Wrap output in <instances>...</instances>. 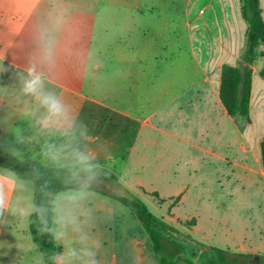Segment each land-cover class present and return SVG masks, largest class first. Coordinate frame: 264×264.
<instances>
[{"label":"crops","instance_id":"obj_1","mask_svg":"<svg viewBox=\"0 0 264 264\" xmlns=\"http://www.w3.org/2000/svg\"><path fill=\"white\" fill-rule=\"evenodd\" d=\"M39 3L42 4L44 11H40L45 14L44 17L59 22L58 25L43 24L44 17H40V12H38ZM76 3L77 5L72 7ZM149 4L148 0H34L28 2L24 9L23 0H0V145H4L6 140L12 139L8 134L11 130L20 129L25 142L18 147L24 153L25 159L38 161L45 166L39 153L46 137L39 134L37 127L34 126L35 119L43 110L37 111L32 98L22 93L20 77L26 74L25 68L29 59L35 58L39 54V43L46 40L51 43L55 61L54 70L48 74L46 88L56 92L70 106L75 119L78 142L81 147L86 146L94 154L97 162L101 165V170L113 175L126 186L142 187L158 193L157 188L154 187L156 183L154 176L151 178L149 173L153 172V174L159 175L168 168L176 173L179 166L176 154L182 152L183 145L189 146L190 154L195 157L197 162H199L200 156L213 159L214 156L207 151L200 154L199 140L207 133L211 137L218 134V124H215V118H212L216 111L220 113L221 110H224L218 98L222 65L245 66L241 63V55L246 45L247 24L244 20L242 28L225 25L215 27L213 33L207 31L208 38L205 43L201 38L203 33L200 34L201 37L197 34L195 43L192 32L190 58L185 61L180 59L179 55L173 54V51L179 46L176 43L155 42L157 39L154 32L159 25H162L161 21H152L151 19L145 21V18L143 19V31L149 32L150 40L154 39L155 41L149 40L150 42H146L138 52L131 46L133 44L131 40H128L127 46L123 48L126 51L127 59L119 58L116 49L109 48L105 44L98 45L97 61L87 58L80 60L79 57H76L79 55L81 46L80 43L72 42L73 35L78 33L75 26L78 22L73 24L82 14L86 18H90L96 17L98 12V41H103L105 32L100 29H106L107 26L114 29L117 25L112 18H109L111 16H108V11L109 9L111 12L115 9L118 10L122 17L127 19L126 29L124 21L122 27L130 39V36L135 32L133 28L137 23L136 16L141 15V7L144 8ZM233 5L240 12V0H218L217 8L218 11L226 13L227 10L234 7ZM259 5L263 17L264 6L261 0H259ZM204 10H201L199 16L203 15ZM156 17L160 18L159 15ZM173 30L175 33V26ZM50 35H53V38ZM166 50L169 53L162 54V51ZM256 54L258 56L264 54V45L258 46ZM177 58L178 61H176ZM179 64H185L187 80L184 81L183 77L177 74V69H173L167 75L163 88H160L156 83L152 86L155 87L153 93H151L152 87L145 90L144 102L147 106L148 102L153 103L154 108H157L155 113L145 118L120 114L119 111L111 110L103 103L98 102L97 104L92 96L85 93L83 89L73 88L70 85L72 79L84 80L86 72L82 67L85 65L98 66V69L122 65L132 67L170 66L172 69L173 66ZM72 67L74 68L71 69ZM154 74H156L155 69L146 71L142 77L144 83L156 82L151 77ZM255 77L261 78L258 72L253 69L249 113L253 98L258 94L264 96V87H260L259 92L254 90ZM260 80V82L264 81L263 78ZM209 93L212 95L211 99L207 98ZM98 96H100L99 91ZM159 98L161 101L158 100ZM187 108L198 110L199 115L195 122L198 126L202 125L204 131L200 137L197 136L190 140L168 132L170 128L168 122L159 120L162 116L171 113L172 110L180 113ZM261 112L262 120L259 124H254L252 132H255L258 137L255 154L259 159V170L264 174L260 150L264 136V110ZM30 113H35V115H30ZM157 113L158 116H155ZM153 119L156 121L153 122ZM51 140L57 144L65 142V138L58 134L51 137ZM120 158L121 162H119ZM118 163L121 164L117 166ZM150 164L153 166L150 167ZM198 164L200 165V163ZM9 172L0 168V175H7ZM209 175L213 177L212 174ZM19 181L22 186L8 193V208L3 215H0V264H45L42 256L38 255L39 252L30 237V215L20 216L11 211L12 208L27 207L29 203H33L32 183L21 179ZM182 191L183 188L176 195H183ZM66 192L58 193L54 197L53 205L58 207L61 212L71 209L77 217L80 231H73L70 226L61 241L54 240L55 245L60 248L56 256L65 253L70 249V246L78 251L84 247H90L96 251L95 259L97 261L99 252L106 259L107 264H135L136 253L143 252L141 250L142 227L139 225L140 223H137L136 217L132 214L135 218L128 219L124 212L122 214L118 212L120 208H124L123 206L113 203L116 201L110 198L109 200L104 199L108 197L93 191H90L87 198L77 206H73L63 199H57L60 194ZM234 192L247 195L242 193L241 189L231 191L230 199ZM249 192L254 194L252 191ZM256 197L258 205L259 197L258 195ZM111 206L118 211L114 212L110 208ZM58 214L59 212L53 211V220ZM200 223L199 217L197 225L200 226ZM262 224H264V218L258 223L256 231ZM256 231L246 230L238 241H241L244 236H250V239L255 240ZM230 234H232L231 227L228 235L230 236ZM81 237L85 239L82 240ZM147 253L149 252L147 251ZM258 258L262 261L264 256ZM138 260L143 261V256L139 255ZM55 263L57 264L56 259ZM71 264H82V261L72 260Z\"/></svg>","mask_w":264,"mask_h":264},{"label":"rangeland","instance_id":"obj_2","mask_svg":"<svg viewBox=\"0 0 264 264\" xmlns=\"http://www.w3.org/2000/svg\"><path fill=\"white\" fill-rule=\"evenodd\" d=\"M30 1L34 0H23L24 9ZM148 1L150 4L145 5L144 8L141 7V15L136 16L137 23L133 28L135 32L130 36V39L125 33L127 19L122 17L118 10L115 9L111 12L109 9L108 11V16H111L109 18H112L117 25L114 29H111L110 26H107L106 29H100V31L105 32L103 41H98V12L96 17L90 18H86L82 14L73 24L78 22L75 25L78 33L73 35L72 42L80 43L81 46L79 55L76 57H79L80 60L87 58L97 61L98 45L105 44L109 48L116 49L119 58L127 59L126 51L123 48L127 46L128 40H131L133 43L131 46L138 52L146 42H153L154 40H150L149 32L143 31L144 18L145 21L150 19L161 21L162 25L155 29L154 33L157 40L154 41L179 45L173 54L179 55L183 61L190 58L192 32L195 43L197 42V34L201 37L200 34L202 33L201 38L205 43L208 38L206 32L213 33L215 27L227 25L242 28L243 25L241 14L234 5L231 10L222 13L217 8L218 0ZM261 3L264 6V0H261ZM76 5L77 3L73 4L72 7ZM42 8V4L39 3L40 17L45 16L40 11L43 10ZM202 9H205L204 13L199 16ZM157 15L160 18L156 17ZM262 18L264 21V13ZM123 21L125 29L122 27ZM42 22L49 25L59 24V22L45 17ZM174 26L175 33H173ZM50 36L53 38V35ZM165 52L169 53L166 50L162 51V54ZM263 66L262 56L257 55L249 67L251 71L255 69L259 75ZM82 69L86 72L85 78L84 80L72 79L70 85L73 88L83 89L85 93L92 96L97 104L98 102L103 103L109 109L119 111L120 114L141 118L148 117L157 111L153 103L148 102L149 105L147 106L144 102L145 90L156 83L159 84L160 88H163L167 75L173 69H177V74L183 77L184 81L187 80L186 76H188L185 64L173 66L172 69L170 66L153 67L150 65L109 66L99 69L98 66L85 65ZM150 69L156 70V74L151 76L156 82L144 83L143 74ZM260 79L259 77L254 79L253 87L257 92H259L260 87H264V81L260 82ZM154 89L155 87L151 88V93ZM98 91L100 96H98ZM207 98H212L211 93L208 94ZM158 100L161 101L160 98ZM157 104L159 105V102ZM263 110L264 96L258 94L252 100L248 117H228L224 110H221L220 113L216 111L212 119L215 118V124H218V134L211 137L207 133L199 140L200 154L207 151L214 156L213 159L200 156V160L197 162L195 157L191 156L189 146L183 145L182 152L176 154L179 165L176 173H173L170 168L159 175H155L153 172L149 173L151 178L154 176L156 181L154 187L157 188L158 198L163 199V202H158V199L152 196L153 191L142 187L126 186L117 178L115 182H106L99 176L98 181L92 187L110 194L126 196L156 218L162 219L164 223L173 227L177 233L170 232V234L182 245V252L174 264H208L210 261L219 264L214 249L227 251L230 254L244 253L248 255L247 258L243 259L245 264H254L255 260L256 264H260L261 260L258 257L264 256V224L258 227V231L256 229L260 220L264 218V174L259 170V159L255 154L258 137L255 132H252V127L262 120L261 111ZM198 115V110L187 108L180 113L172 110L171 113L162 116L161 119L158 118L168 122L170 125L168 132L190 140L197 138V136L200 137L204 133L202 125L198 126L195 122ZM155 116H158V113ZM155 119L153 122L156 121ZM119 162H121V158ZM120 164L118 163L117 166ZM149 166L152 167L153 165L150 164ZM209 174H212L214 178ZM182 188L181 194L183 195H176ZM240 189L243 191L242 193L247 195L234 192L233 197L229 198L232 196V193L229 194L231 191H239ZM249 191L258 195L260 209L257 205L256 195ZM104 199L109 200V198ZM113 203L120 205L117 202ZM110 208L114 212L118 211L115 207L111 206ZM118 212L120 214L124 212V215L130 220L134 217L126 208H120ZM199 217L200 226L197 225ZM136 221L139 224L137 219ZM230 227L232 234L229 236ZM246 230L256 231L255 240L250 239V236H244L241 241H238ZM142 233L141 250L143 252L136 253L135 264H160L143 228ZM72 248L70 246V249ZM38 255L40 256L39 253ZM139 255L144 258L141 262L138 260ZM132 258H135L134 255ZM98 264H107L106 259L99 252Z\"/></svg>","mask_w":264,"mask_h":264},{"label":"clouds","instance_id":"obj_3","mask_svg":"<svg viewBox=\"0 0 264 264\" xmlns=\"http://www.w3.org/2000/svg\"><path fill=\"white\" fill-rule=\"evenodd\" d=\"M39 54L28 61L25 73L21 75V91L25 96L31 97L39 116L35 119L34 126L38 133L46 139L41 146L40 156L46 167H51L57 176L63 173L65 184H74L75 188L69 189L66 193L60 194L57 199H63L73 206L87 198L93 184L98 181L101 165L97 162L94 154L88 148L81 147L76 135L75 119L70 106L54 91L46 88L48 74L55 68V61L52 53L51 43L42 40L39 45ZM35 115V113H30ZM7 131V130H6ZM11 140H6L3 148L6 155L15 158L17 161L25 162L24 153L18 145L25 141L20 129L11 130ZM65 138V142L57 144L51 140L56 135ZM33 174L39 178V171L33 169ZM22 183L14 172L7 175H0V215L8 208V193ZM47 186V182L45 184ZM55 203V202H54ZM11 211L20 216H27L35 212L38 214L42 228L41 231L48 232L56 241H61L66 230L71 226L73 231L79 232V222L71 209L62 212L54 207V212H59L53 220V227H48L45 219L47 208L29 203L27 207H15ZM81 239H85L81 237ZM96 251L90 247H84L79 251L69 249L54 257L57 264H71L72 260H81L82 264H98L95 259Z\"/></svg>","mask_w":264,"mask_h":264},{"label":"trees","instance_id":"obj_4","mask_svg":"<svg viewBox=\"0 0 264 264\" xmlns=\"http://www.w3.org/2000/svg\"><path fill=\"white\" fill-rule=\"evenodd\" d=\"M240 13L242 19L247 24L246 45L241 55V63L245 66L234 67L223 64L221 67L220 84L218 89V98L229 117H248L249 105L252 88V71L250 65L255 60L256 50L260 44L264 45V21L259 5V0H240ZM264 60V54L262 55ZM261 78L264 79V66L259 72ZM262 169L264 171V136L260 144ZM0 168L14 172L16 177L21 180L30 181L33 185V204L43 206L48 209L45 215L48 227L53 225V202L54 197L63 191H68L76 187L74 184H65L63 182V173L57 176L51 167H46L40 162L25 159L21 163L15 158L5 154L3 145H0ZM33 169L39 171V178L33 174ZM106 182H115L113 175L107 174L101 170L99 175ZM47 182V186H45ZM89 191L100 193L121 206L126 208L133 214L141 227L148 235L153 252L157 255L160 264H174L181 252L182 245L170 234L177 231L164 223L162 219L156 218L145 208L135 203L126 196L110 194L95 187ZM158 202L157 193H152ZM42 223L37 213L33 212L29 216V233L31 240L42 256L45 264L55 262L54 257L60 251L55 245L53 236L48 232L41 231ZM219 260V264H245L243 259L248 255L241 253H229L220 249H214ZM208 264H214L210 261ZM260 264H264L262 259Z\"/></svg>","mask_w":264,"mask_h":264},{"label":"water","instance_id":"obj_5","mask_svg":"<svg viewBox=\"0 0 264 264\" xmlns=\"http://www.w3.org/2000/svg\"><path fill=\"white\" fill-rule=\"evenodd\" d=\"M50 264H56L55 262H52V263H50ZM254 264H256V261H254Z\"/></svg>","mask_w":264,"mask_h":264}]
</instances>
